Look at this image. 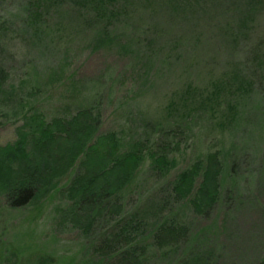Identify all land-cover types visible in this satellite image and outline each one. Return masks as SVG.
I'll return each instance as SVG.
<instances>
[{
    "label": "rangeland",
    "instance_id": "obj_1",
    "mask_svg": "<svg viewBox=\"0 0 264 264\" xmlns=\"http://www.w3.org/2000/svg\"><path fill=\"white\" fill-rule=\"evenodd\" d=\"M72 3L43 0L33 19L36 27L26 29L20 2L0 0V153L28 139L25 133L35 126V115L50 121L89 105L99 114L98 134L116 132L123 149L141 142L145 160L124 189L118 202L122 207L114 209V215L102 211L96 232L86 234L73 221L74 201L67 191L78 167L50 193L12 206L5 180L23 177L27 162L14 160L10 171L2 155L0 264H116L130 246L146 264H173L190 241L210 253L211 264H264V54L257 64L260 86L237 79L238 57L225 54L218 45L210 51L220 50L217 62L200 59L198 66L182 65L175 75L164 61L171 50L164 44L177 47L180 42L174 39L181 34L183 58L196 50L201 54L208 48L201 42L204 32L162 33L151 45H142L138 32H117L111 43L105 37L96 41L98 32L82 29L89 15L81 14V25L73 27L78 13ZM232 3L236 18L242 10L249 13L247 0ZM211 4L205 0L202 8ZM255 7V21L250 23L258 28L256 37L264 39V0ZM216 80L221 83L218 92L200 96ZM187 83L196 87L190 91ZM164 146L173 161L159 171L151 167L149 154ZM30 153L29 168L38 162ZM211 154L225 168L218 177L215 202L204 209L200 191L204 162ZM196 163L201 168L191 190L176 195L179 175ZM131 214L144 219L136 235H111ZM165 225L185 229L167 235ZM174 234L179 241H174Z\"/></svg>",
    "mask_w": 264,
    "mask_h": 264
},
{
    "label": "trees",
    "instance_id": "obj_2",
    "mask_svg": "<svg viewBox=\"0 0 264 264\" xmlns=\"http://www.w3.org/2000/svg\"><path fill=\"white\" fill-rule=\"evenodd\" d=\"M42 1L18 0L20 12L25 14L26 29L35 26L33 19L38 13L37 9L41 8ZM46 1L50 2V0ZM72 2L78 13V19L74 20L76 24L71 22L73 27L81 25L83 13L89 15L90 18L87 23H83L82 29L89 27L90 32H98L96 41L105 37V42L111 43L115 40L117 32H138V34L140 33L138 38L142 45H151L160 40L159 35L161 36L162 33L171 34V32H182V30L183 32H204L201 42L208 48H204V52L201 54H198L197 50L193 48L196 51L183 58L184 54H180L183 48L181 45L183 35L180 36L181 34H178L174 39L176 43L180 42L177 47L164 44L165 47L171 48L164 61L169 65L170 71L175 72V75L179 68L183 70L182 65H185L186 68L195 67V62L198 63L200 59L207 61L208 64L217 62L216 55L220 50L210 51L218 45L225 54H229L233 58L238 57L239 62L234 70L237 79L242 78L259 86L262 83L257 64L264 54V39L260 36L256 37L258 28L256 29L250 20L255 21L253 17V14L256 13L255 6L261 5L263 0H247L248 14L239 9L241 7L239 4L237 9L241 11V14H238L237 18L231 10L236 7L232 0L228 3L222 0H212L210 7L204 8L202 5L205 0H72ZM217 3L219 4L218 8ZM255 29L256 32H253ZM197 36L198 34L193 35L194 43ZM160 44L161 42L157 45L159 48ZM153 56H149L150 60ZM157 57L159 59V54ZM178 77H181V74ZM220 85L219 80L212 81L210 90L205 92V88L204 93L200 96L204 98L213 96L211 94L217 93ZM195 87L193 83L186 85L190 91ZM94 111L95 106L83 105L72 115L53 117L50 121L45 115H35L33 117V120L36 121L35 126L32 125L30 132L25 133V135H29L28 139L18 141L15 147L6 148L2 152L3 156L0 153L1 160L8 163L10 171L13 169L14 160L24 159L27 162V168L22 172L24 173L23 177L14 176L11 182L5 180L7 182L5 189L9 191L8 198L12 206H24L38 196L50 193L69 170L78 167L67 191L74 201L73 221L84 233L92 229L95 230V225L101 219L102 211L105 210L109 215H114L113 210L122 207L118 202L121 201V197L125 193L124 189L141 171L140 167L145 160L143 147H140L143 144L138 142L136 145H131V148L123 149L121 139L116 132L98 134L99 114L98 112L95 114ZM27 141H30L29 144H25ZM26 145L30 150L27 151ZM159 149L160 151L149 154L152 158L151 167L163 171L170 166V161L173 159L168 156L169 148L167 146ZM30 151H33L38 157V162L31 168L28 167ZM79 157L81 159L77 166ZM204 163L205 180L200 193L203 201L205 200L202 202L203 207L208 209L215 202L219 191L218 177L224 172L225 167L218 156L214 154L207 157ZM199 168H201L200 164L196 163L179 175L173 188L176 195L183 192L185 194L191 190L195 176L200 171ZM16 169L19 171V163ZM203 191H205L204 195H202ZM125 220L120 231L110 232L111 235L113 234L115 237L136 235L138 228H142L144 225L142 222L144 219L137 214H131ZM178 229L181 232L185 228L183 225L179 227L165 225L167 235L173 234L172 230L177 232ZM172 238L175 242L178 240L175 234ZM200 248L201 245L197 241L188 242L180 257L173 264H211L210 253L205 254L199 250ZM136 251L132 246L127 247L122 255L119 254V260L115 263L146 264L142 256H136ZM126 257H130L131 260Z\"/></svg>",
    "mask_w": 264,
    "mask_h": 264
}]
</instances>
